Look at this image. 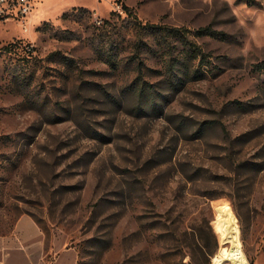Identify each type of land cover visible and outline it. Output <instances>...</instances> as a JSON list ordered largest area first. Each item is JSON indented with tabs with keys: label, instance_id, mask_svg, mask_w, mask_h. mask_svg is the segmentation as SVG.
<instances>
[{
	"label": "rangeland",
	"instance_id": "1",
	"mask_svg": "<svg viewBox=\"0 0 264 264\" xmlns=\"http://www.w3.org/2000/svg\"><path fill=\"white\" fill-rule=\"evenodd\" d=\"M38 13L0 50L1 252L215 264L230 245L221 202L248 264H264V0H50ZM135 16L187 27L203 52L170 73ZM204 25L217 32L196 35Z\"/></svg>",
	"mask_w": 264,
	"mask_h": 264
},
{
	"label": "trees",
	"instance_id": "2",
	"mask_svg": "<svg viewBox=\"0 0 264 264\" xmlns=\"http://www.w3.org/2000/svg\"><path fill=\"white\" fill-rule=\"evenodd\" d=\"M124 7L127 11L132 13L128 5L124 4ZM135 20L139 22V24L141 25L140 27L143 30L149 29L148 33L150 32L154 33V35H156L159 38L160 43H162L163 47L165 48V51H167V53L169 54L170 59L168 63H169L170 73L175 72V67L177 63L179 62L187 63L186 60L189 59L191 56L195 57L201 54V52H203L201 45L189 38L188 35L189 29L185 26L168 25L165 23L148 22V21L143 23L141 19L138 18V16H135ZM216 32L217 30L213 28L212 25H204L194 29V33L196 35L215 34ZM174 37L175 38L179 37L181 40H183V43L185 44L183 46L184 48L182 50H179L177 54L173 52L174 45L172 44V38ZM140 43H142V39H139L137 42L138 49L140 48ZM140 62L142 63L141 60ZM262 67L264 69V64H262ZM139 70L142 71V66H139ZM143 88L144 87H141V89Z\"/></svg>",
	"mask_w": 264,
	"mask_h": 264
},
{
	"label": "bare ground",
	"instance_id": "3",
	"mask_svg": "<svg viewBox=\"0 0 264 264\" xmlns=\"http://www.w3.org/2000/svg\"><path fill=\"white\" fill-rule=\"evenodd\" d=\"M222 219V238L225 245L221 249V253L214 261L215 264H248L247 256L242 248L240 238V228L236 222V215L233 208L228 203H219L216 205Z\"/></svg>",
	"mask_w": 264,
	"mask_h": 264
},
{
	"label": "crops",
	"instance_id": "4",
	"mask_svg": "<svg viewBox=\"0 0 264 264\" xmlns=\"http://www.w3.org/2000/svg\"><path fill=\"white\" fill-rule=\"evenodd\" d=\"M50 0H33V10L32 12L27 16L25 24L17 19L13 18H0V23H7V22H15L17 25L20 27L18 30L16 28H10L7 24H0V28H2L5 32L0 33V50L1 46L13 39L15 37H20V36H27V35H32V31L36 26L39 24L35 23V20L37 16L39 15L38 9L42 8L45 11L46 5H48ZM65 11V10H64ZM47 18L46 14L44 17L41 19V21H45ZM11 30V31H10ZM11 35V37L8 38V35ZM2 61V57L0 54V64ZM1 252V250H0ZM28 263V258H22L21 255L18 253V251H15L14 249L11 250H4L0 254V264H26Z\"/></svg>",
	"mask_w": 264,
	"mask_h": 264
},
{
	"label": "built area",
	"instance_id": "5",
	"mask_svg": "<svg viewBox=\"0 0 264 264\" xmlns=\"http://www.w3.org/2000/svg\"><path fill=\"white\" fill-rule=\"evenodd\" d=\"M33 7V0H0V18H13L25 24Z\"/></svg>",
	"mask_w": 264,
	"mask_h": 264
}]
</instances>
